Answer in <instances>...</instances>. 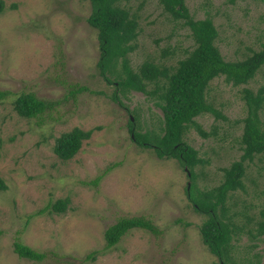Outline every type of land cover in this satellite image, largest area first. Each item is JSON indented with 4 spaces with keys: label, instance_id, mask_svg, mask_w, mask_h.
I'll return each instance as SVG.
<instances>
[{
    "label": "rangeland",
    "instance_id": "374dc122",
    "mask_svg": "<svg viewBox=\"0 0 264 264\" xmlns=\"http://www.w3.org/2000/svg\"><path fill=\"white\" fill-rule=\"evenodd\" d=\"M3 1L0 90L12 95L0 102V179L6 186L0 190V264H219L201 241L204 216L193 211L187 190L192 183L199 189L216 187L221 169L239 159L240 120L246 116L240 89L264 87V65L247 85L232 87L223 76L209 83L207 102L227 120L197 117L205 132H213L208 138L192 127L186 131L183 140L203 161L190 180L176 159L158 158L133 139L129 120L134 132L145 134L157 129L162 112L158 100L143 93L117 94L121 104L111 99L117 89L104 82L96 66L99 47L97 32L87 23L88 1ZM185 4L195 20L212 18L216 46L226 61L261 49L264 0ZM122 6L138 17L137 49L129 55L133 69L145 61L175 66L192 49L189 30L165 14L158 0H129ZM165 49H175V56H163ZM74 88L85 89L70 94ZM20 93H32L53 106L38 118H22L14 110ZM259 115L264 122V107ZM73 128L94 130L76 156L63 162L53 152L55 140ZM263 168L264 158L247 164L245 191L231 197L232 211L245 206L246 214L257 215L264 205ZM100 175L97 185L91 183ZM60 199L69 200L64 213L34 215ZM130 217L150 220L156 234L133 229L106 248L105 230ZM238 218L239 225L246 223ZM16 242L45 258L18 257ZM233 246L234 264H245L256 254L264 263L260 238L243 233ZM91 252H96L95 260L85 262Z\"/></svg>",
    "mask_w": 264,
    "mask_h": 264
},
{
    "label": "trees",
    "instance_id": "16d2710c",
    "mask_svg": "<svg viewBox=\"0 0 264 264\" xmlns=\"http://www.w3.org/2000/svg\"><path fill=\"white\" fill-rule=\"evenodd\" d=\"M84 1H88L92 8L87 23L97 32L99 58L96 66L99 75L107 85H115L117 89L111 99L121 104L117 94L126 95L134 91L158 100L155 104L162 112V122L158 123L156 130L140 134L134 132L133 123L129 120L133 139L141 147L152 148L158 158L176 159L181 167L187 168L188 176L193 180L196 176L193 169L203 161L198 157L197 151L183 140L186 131L192 127L201 137L208 138L213 132H205L195 122L197 117L210 114L215 120H227L207 102L209 83L223 76L224 82L232 87L247 85L264 65V43L260 50L252 51L242 60L226 61L216 46L218 31L212 18L195 20L190 15L185 0H158L165 14L173 21L181 22L189 30L193 47L184 51V58L179 59L175 66L166 67L165 64L145 61L133 69L129 55L137 49L139 32L136 13H131L122 6L123 2L129 0ZM228 1L231 4L236 2ZM12 7L15 8V5ZM5 9L4 1L0 0V14ZM262 20L264 22V15ZM174 53L175 49H165L162 55L175 56ZM150 86L153 88L148 90ZM84 89H71L70 94ZM240 93L246 116L240 120L242 132L239 138V159L221 169L222 181L216 187L199 189L192 183L187 190L193 211L204 216L199 226L201 241L209 253L219 260V264H234L233 241L243 233L251 239L260 238L264 245V205L257 215H248L244 210L245 206L232 211L230 204L234 193L245 191L247 164L252 163L255 158H264V122L259 115L264 107V87L256 92L243 87ZM9 95L12 93L0 90V102ZM52 106V102L38 99L32 93H20L14 101L16 113L27 119L40 117ZM93 130L73 128L62 134L55 140L54 154L63 162L71 160L80 151L83 142L91 138ZM113 167L105 170L104 174ZM102 176L96 177L91 183L97 185ZM5 189L6 186L0 179V190ZM68 204V199H60L49 203L34 215L46 211L61 214L67 210ZM238 217L244 218L246 223L239 225ZM133 229L152 234L157 232L153 223L143 217L121 218L105 230L106 248L114 247ZM13 251L18 257L31 261L39 262L45 258V254L19 242L13 244ZM95 257L96 252H91L84 260L94 261ZM259 258L256 254L251 259H246L245 264H262Z\"/></svg>",
    "mask_w": 264,
    "mask_h": 264
},
{
    "label": "water",
    "instance_id": "95a60500",
    "mask_svg": "<svg viewBox=\"0 0 264 264\" xmlns=\"http://www.w3.org/2000/svg\"><path fill=\"white\" fill-rule=\"evenodd\" d=\"M132 120V119H131ZM188 175H189V173H188Z\"/></svg>",
    "mask_w": 264,
    "mask_h": 264
}]
</instances>
